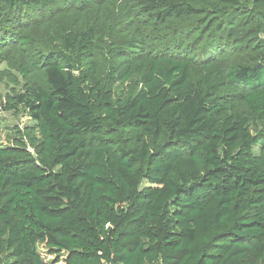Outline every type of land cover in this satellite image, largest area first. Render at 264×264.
I'll use <instances>...</instances> for the list:
<instances>
[{
  "label": "trees",
  "instance_id": "1",
  "mask_svg": "<svg viewBox=\"0 0 264 264\" xmlns=\"http://www.w3.org/2000/svg\"><path fill=\"white\" fill-rule=\"evenodd\" d=\"M2 63L0 264H264V0H0Z\"/></svg>",
  "mask_w": 264,
  "mask_h": 264
},
{
  "label": "rangeland",
  "instance_id": "2",
  "mask_svg": "<svg viewBox=\"0 0 264 264\" xmlns=\"http://www.w3.org/2000/svg\"><path fill=\"white\" fill-rule=\"evenodd\" d=\"M27 15L30 17L36 16L35 13L30 11L27 12ZM38 49L43 50L41 47ZM207 53L211 55L213 54V50L210 49ZM7 69V64H0V70ZM12 73L19 80L18 86L12 84L9 81L0 82V146L2 147L12 146L21 139L28 144L27 135L29 131L35 127V123L24 107H19L18 110L15 111L5 110V106L8 107L12 103V97L22 92L23 87L25 86L23 77L20 76L16 71H12ZM140 89L141 86L139 81L137 78H135L129 83L117 84L113 89V94L116 99L122 95L136 94ZM258 150L259 148H255L256 152ZM40 252L46 264H64L63 259L61 262L56 263V257L49 255L43 246H40Z\"/></svg>",
  "mask_w": 264,
  "mask_h": 264
}]
</instances>
